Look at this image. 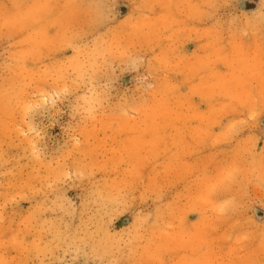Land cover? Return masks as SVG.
<instances>
[{
    "label": "rangeland",
    "instance_id": "374dc122",
    "mask_svg": "<svg viewBox=\"0 0 264 264\" xmlns=\"http://www.w3.org/2000/svg\"><path fill=\"white\" fill-rule=\"evenodd\" d=\"M0 264H264V0H0Z\"/></svg>",
    "mask_w": 264,
    "mask_h": 264
}]
</instances>
